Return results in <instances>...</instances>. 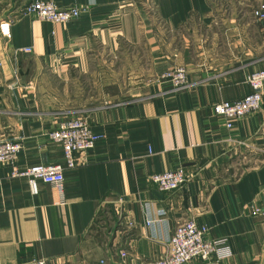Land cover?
Segmentation results:
<instances>
[{
  "label": "crops",
  "instance_id": "crops-1",
  "mask_svg": "<svg viewBox=\"0 0 264 264\" xmlns=\"http://www.w3.org/2000/svg\"><path fill=\"white\" fill-rule=\"evenodd\" d=\"M31 1L0 0V139L22 143L0 165V264H154L189 218L225 241L189 264H264V94L231 128L214 111L264 70V0H44L88 8L68 23L27 14ZM178 66L192 85L174 91L160 75ZM72 117L104 137L65 167L62 193H33L14 166L65 165L49 134ZM179 167L178 190L150 180Z\"/></svg>",
  "mask_w": 264,
  "mask_h": 264
},
{
  "label": "built area",
  "instance_id": "built-area-1",
  "mask_svg": "<svg viewBox=\"0 0 264 264\" xmlns=\"http://www.w3.org/2000/svg\"><path fill=\"white\" fill-rule=\"evenodd\" d=\"M25 12L33 15L39 20L52 23H68L80 18L88 12L87 7L74 6L70 8H60L52 1L34 0L31 1ZM252 14L256 20L264 25V2L256 5ZM11 20L0 22V33L7 39L11 36ZM30 52V47L15 50ZM3 66V58L0 54V68ZM160 78L170 81L174 91L186 90L191 87L187 77V69L178 66L164 71ZM247 82L251 87V92L237 101H222L214 105L217 115L226 119V126L231 128L234 121L258 111L262 106L264 94V70L252 72ZM50 138L61 145L64 151L65 165L62 164H35L24 170H19L14 166L13 176H21L28 179L33 193L38 192L37 183L42 181L52 185L59 193H62L64 184L65 167L76 166V154L93 149L104 135L96 131L86 117H72L60 121L54 130L49 134ZM22 143L8 139H0V165L13 164L16 162ZM150 180L156 184L161 191H175L180 189L188 181V175L183 167L175 170H168L161 173H154ZM150 222V221H148ZM207 227H201L194 218H189L178 225L171 235L166 251L154 264H189L194 259L203 261L211 260L214 255L219 257L223 254L221 240H209L206 238ZM125 256V252H121ZM35 264H45V259L34 260Z\"/></svg>",
  "mask_w": 264,
  "mask_h": 264
},
{
  "label": "rangeland",
  "instance_id": "rangeland-1",
  "mask_svg": "<svg viewBox=\"0 0 264 264\" xmlns=\"http://www.w3.org/2000/svg\"><path fill=\"white\" fill-rule=\"evenodd\" d=\"M108 72L110 73V75H112L114 73V71H112V70H109ZM106 88H109V90L111 89V91L114 90L113 86L106 87Z\"/></svg>",
  "mask_w": 264,
  "mask_h": 264
}]
</instances>
